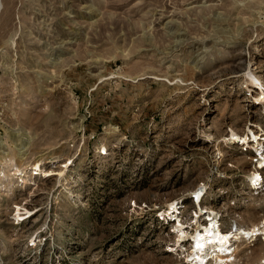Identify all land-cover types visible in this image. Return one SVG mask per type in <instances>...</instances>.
<instances>
[{"label":"rangeland","instance_id":"374dc122","mask_svg":"<svg viewBox=\"0 0 264 264\" xmlns=\"http://www.w3.org/2000/svg\"><path fill=\"white\" fill-rule=\"evenodd\" d=\"M260 134L264 0H0V264H264Z\"/></svg>","mask_w":264,"mask_h":264},{"label":"bare ground","instance_id":"6f19581e","mask_svg":"<svg viewBox=\"0 0 264 264\" xmlns=\"http://www.w3.org/2000/svg\"><path fill=\"white\" fill-rule=\"evenodd\" d=\"M259 136H260L261 141H264V134H260L256 137L258 138ZM231 139H233L237 143L243 144V145L250 142V140L247 136H241L237 132H232ZM259 146H260L261 150L264 149V143L260 142ZM256 176L259 177L258 174H256ZM258 177H257V179H259ZM253 184L255 186H257L258 185L257 180H255ZM195 204H196V200H195ZM168 214H170V212ZM194 219H196V218L194 217ZM209 221H210L209 226L205 228L204 233L198 234L196 241H194L196 250L203 252V253H207L206 256L201 258L202 263L208 264V258H210V259L215 258L216 261L222 262V264H236V263H234L236 261V253H235L236 248H233V245L231 243H232L234 237L241 235L242 233H240V230H238V229L235 230V232L224 233V231L221 230L219 222H218V220H216L215 217H210ZM178 228L181 229V226H178ZM181 236H182V238H185L186 234L181 233ZM262 236H264V235H262ZM181 246H184V250L187 249L185 247V243H179L177 245L178 248H181ZM190 246H191V244H190ZM214 246H215V250H209L208 251V249H212ZM182 251H183V249H182ZM184 252H187V251H184Z\"/></svg>","mask_w":264,"mask_h":264},{"label":"built area","instance_id":"2783aa9c","mask_svg":"<svg viewBox=\"0 0 264 264\" xmlns=\"http://www.w3.org/2000/svg\"><path fill=\"white\" fill-rule=\"evenodd\" d=\"M251 149L253 150V153H254V158H252L253 160V163H255L256 165H255V171H256V169H259V170H257L258 171V174H259V176H260V179H262L261 180V182H264V167H259L260 166V164H261V161H258V160H263L261 157L262 156H264V153H263V151L264 150H257V149H255V148H252L251 147ZM261 153H263V154H261ZM257 167H259V168H257ZM194 198H196L195 196L193 197V201H195L194 200ZM260 232V231H259ZM262 235H259V237H261ZM185 243H189V244H191L189 241H187V242H185Z\"/></svg>","mask_w":264,"mask_h":264}]
</instances>
